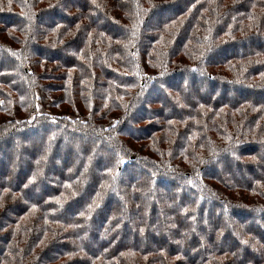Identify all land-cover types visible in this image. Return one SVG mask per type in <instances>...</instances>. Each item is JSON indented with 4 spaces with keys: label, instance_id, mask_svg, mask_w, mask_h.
Instances as JSON below:
<instances>
[{
    "label": "trees",
    "instance_id": "obj_1",
    "mask_svg": "<svg viewBox=\"0 0 264 264\" xmlns=\"http://www.w3.org/2000/svg\"><path fill=\"white\" fill-rule=\"evenodd\" d=\"M64 2L0 0V264H264V0Z\"/></svg>",
    "mask_w": 264,
    "mask_h": 264
},
{
    "label": "rangeland",
    "instance_id": "obj_2",
    "mask_svg": "<svg viewBox=\"0 0 264 264\" xmlns=\"http://www.w3.org/2000/svg\"><path fill=\"white\" fill-rule=\"evenodd\" d=\"M76 5H79V0H65L64 5L62 7V10H60L61 8L59 10L64 12L66 9H69L70 7L76 6ZM164 15L166 16L167 15V12H163V13H158L157 14V16L158 17H161V18H164ZM51 19H52L51 18V15L49 14V15H47V16H45L43 18V21L44 22H48ZM155 20H153V22ZM59 53H60L59 58H61V59H62V57L65 58V57L69 56V52H64L63 51V52H59ZM191 90H192V93L189 91L186 96L192 99V95L195 94L196 90L195 89H191ZM154 96L156 97L157 96V93H155ZM205 96L206 95H204L203 93L200 94V97H205ZM236 96L238 97L239 94H236ZM225 97L227 99H229V94L226 95ZM37 111L39 113H44L45 112V109L43 107H41L40 105H38ZM60 115L61 116H66L69 119H73L74 118L71 114L66 113V112H61ZM21 139H22V141H21L20 144L14 143V146H9L7 149L6 148H2L1 149L2 151H5L6 153L10 154L9 158H11L12 156L13 157L16 156L17 153H20V157H21L20 160L21 161H20L19 167L18 168L17 167L15 168L17 170V172H19L18 173V176L19 177H23L24 176L25 171L27 170V167H28L29 162H30V156H33V155L36 154V150H35L34 147H35V145H38L39 144V143L38 144L36 143L37 140H38L37 139V136L36 137L32 136L30 138H28V137L26 138V137H23L22 136ZM85 146H86V144L83 145V147H85ZM49 148H50V146H47L43 150L45 152V154L48 153ZM73 148L74 147H72L71 150L68 151V152H66V153H64V152L63 153H60V152H57V151H55L54 153L51 152L52 155L50 154L51 156L49 157L50 162H49V164H47V168H46V170H47V176L46 177L47 178L50 179L52 177H56L57 174L61 175L62 172H63L62 167H61L62 165H65L67 163H70L71 161L74 162V163L77 161V159L79 157V154H77L76 151H73V150H75ZM21 150L23 152H21ZM257 153L259 155H261V157H263L264 149L263 148L257 149ZM2 156L3 155L0 154V157H2ZM0 164L2 166H5V163L3 161H1ZM11 172L12 171H10V173ZM1 173L2 174H7L8 173L7 172V167H3L1 169ZM93 173L94 174H97V170H95ZM230 173H231L230 176L233 179H235L237 181L239 180L241 182H246L247 179H249L250 176L252 177L253 175H255V173H257V171L254 170V169L253 170H249V171L238 170V169H235V167L233 165L232 166V171ZM1 179H2V177H0V180ZM47 182L48 181L47 180L45 181V179H44V181L42 182V184L39 186L38 191L31 192L30 194L27 193L26 194V197L28 198V200H31V201L36 200L37 198H39V195H40L39 193H44L45 194L46 192H49V188H48V183ZM67 215H69V214L67 213ZM159 231H161V230L159 229ZM127 232H128V230H127ZM159 239L160 238H157L156 237L155 240H154V243L151 244V246H153L155 244L161 243L162 241L159 240Z\"/></svg>",
    "mask_w": 264,
    "mask_h": 264
}]
</instances>
